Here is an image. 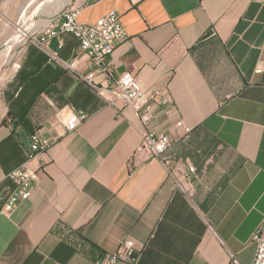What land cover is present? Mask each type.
<instances>
[{
	"label": "crops",
	"instance_id": "0c3cea01",
	"mask_svg": "<svg viewBox=\"0 0 264 264\" xmlns=\"http://www.w3.org/2000/svg\"><path fill=\"white\" fill-rule=\"evenodd\" d=\"M67 4L82 7L86 24L119 15L126 36L110 57L114 73H134L160 104L145 120L120 101L108 105L19 36L0 91V264H94L125 239L139 264H229V253L251 264L264 218V0ZM62 40L69 60L76 42ZM80 111L89 118L64 132ZM144 130L170 136L166 166L138 149ZM35 132L50 143L37 181L3 214L14 188L6 175ZM189 165L191 196L176 188Z\"/></svg>",
	"mask_w": 264,
	"mask_h": 264
},
{
	"label": "built area",
	"instance_id": "2783aa9c",
	"mask_svg": "<svg viewBox=\"0 0 264 264\" xmlns=\"http://www.w3.org/2000/svg\"><path fill=\"white\" fill-rule=\"evenodd\" d=\"M128 1L131 5H136L141 0ZM81 8L73 4L64 5L40 29L22 30L21 40L42 52L49 63L58 65L78 82L91 88L106 104L113 106L115 101H120L124 107L131 108L145 120L154 107L160 104L157 101L158 93L145 91L134 73L130 71L115 74L110 62L116 43L126 36L119 15L110 11L94 23L86 24L79 21ZM64 35L72 36L76 42L74 55L69 60L60 56ZM56 38L58 44L51 49L50 42ZM82 58L85 59L87 68L85 72H82L80 68L79 62ZM167 101L168 99H165L161 101V104ZM88 118V113L83 111L71 114L62 124L63 131H76ZM176 127L183 128L186 135L191 131L181 122H177ZM170 144L169 135L144 130L138 149L147 154V159L157 160L166 166L164 154ZM49 146L50 143L37 132L29 136L24 151V162L6 175L14 188L1 210L3 214L10 213L19 202L30 197L42 168L40 155L45 153ZM195 173V168L189 165L182 175V182L176 184V188L187 196H191L194 190ZM251 243L254 246L251 264H264V218L252 233ZM94 264H139V253L134 242L131 239H125L115 252L104 254ZM229 264L241 263L235 255L229 253Z\"/></svg>",
	"mask_w": 264,
	"mask_h": 264
},
{
	"label": "rangeland",
	"instance_id": "374dc122",
	"mask_svg": "<svg viewBox=\"0 0 264 264\" xmlns=\"http://www.w3.org/2000/svg\"><path fill=\"white\" fill-rule=\"evenodd\" d=\"M69 1L80 0H67L64 3L60 0H0V91L11 74V65L17 50L15 43L21 31L27 29L34 20L43 19L40 14L56 7L61 8ZM8 44L9 52L5 55L3 51Z\"/></svg>",
	"mask_w": 264,
	"mask_h": 264
},
{
	"label": "bare ground",
	"instance_id": "6f19581e",
	"mask_svg": "<svg viewBox=\"0 0 264 264\" xmlns=\"http://www.w3.org/2000/svg\"><path fill=\"white\" fill-rule=\"evenodd\" d=\"M10 47H11V45H10ZM9 50V45H7V47L5 48V50L3 51L4 53H5V55H7V53L9 52L8 51ZM3 54V53H2ZM10 55V54H9ZM5 57H7V56H5ZM5 59H7V58H5Z\"/></svg>",
	"mask_w": 264,
	"mask_h": 264
}]
</instances>
